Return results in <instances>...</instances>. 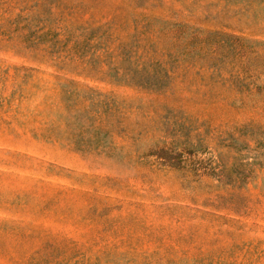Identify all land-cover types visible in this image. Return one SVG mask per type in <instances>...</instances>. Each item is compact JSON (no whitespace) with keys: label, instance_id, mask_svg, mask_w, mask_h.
<instances>
[{"label":"rangeland","instance_id":"rangeland-1","mask_svg":"<svg viewBox=\"0 0 264 264\" xmlns=\"http://www.w3.org/2000/svg\"><path fill=\"white\" fill-rule=\"evenodd\" d=\"M0 264H264V0H0Z\"/></svg>","mask_w":264,"mask_h":264}]
</instances>
